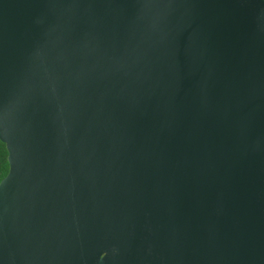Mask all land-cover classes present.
Returning <instances> with one entry per match:
<instances>
[{
	"label": "water",
	"instance_id": "water-1",
	"mask_svg": "<svg viewBox=\"0 0 264 264\" xmlns=\"http://www.w3.org/2000/svg\"><path fill=\"white\" fill-rule=\"evenodd\" d=\"M0 264H264V0H0Z\"/></svg>",
	"mask_w": 264,
	"mask_h": 264
},
{
	"label": "trees",
	"instance_id": "trees-1",
	"mask_svg": "<svg viewBox=\"0 0 264 264\" xmlns=\"http://www.w3.org/2000/svg\"><path fill=\"white\" fill-rule=\"evenodd\" d=\"M8 172L7 150L5 144L0 141V180Z\"/></svg>",
	"mask_w": 264,
	"mask_h": 264
}]
</instances>
